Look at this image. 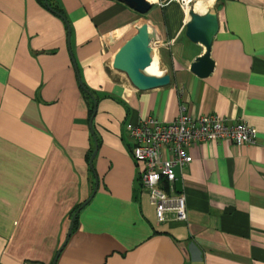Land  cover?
<instances>
[{"label": "crops", "instance_id": "crops-1", "mask_svg": "<svg viewBox=\"0 0 264 264\" xmlns=\"http://www.w3.org/2000/svg\"><path fill=\"white\" fill-rule=\"evenodd\" d=\"M166 1L140 15L116 0H53L70 48L40 0H0V264H53L60 251L56 264H264V0H215L207 78L191 70L206 48L186 35L190 13ZM141 21L169 86L140 91L113 68ZM182 108L243 121L258 139L191 147L174 190L188 220L159 223L126 125L170 123Z\"/></svg>", "mask_w": 264, "mask_h": 264}, {"label": "built area", "instance_id": "built-area-1", "mask_svg": "<svg viewBox=\"0 0 264 264\" xmlns=\"http://www.w3.org/2000/svg\"><path fill=\"white\" fill-rule=\"evenodd\" d=\"M126 129L133 142L132 157L139 166L142 188L155 207L159 223L188 220L186 196L176 195L174 190L176 168H184L193 161L191 147L225 140L237 146H252L258 139L257 131L243 121L231 122L218 115L194 118L185 108L173 122L147 117L138 124L128 123Z\"/></svg>", "mask_w": 264, "mask_h": 264}, {"label": "water", "instance_id": "water-1", "mask_svg": "<svg viewBox=\"0 0 264 264\" xmlns=\"http://www.w3.org/2000/svg\"><path fill=\"white\" fill-rule=\"evenodd\" d=\"M116 1L127 5L129 8H131L140 15L148 14V12L153 6V3H150L147 0ZM46 6L49 8L50 11L54 12L51 7H49L48 2H46ZM67 26L68 45L71 48V27L69 24ZM219 27V17L215 9L211 8L205 14H198L194 11H190V21L187 23L186 35L191 42L202 44L206 48V53L202 57L198 58L191 67L192 72L200 78H207L214 71L215 63L211 59V50L213 40L219 31ZM155 38L156 35L150 32L149 25L147 23H144L141 26L137 27L136 33L121 46V48L117 51L113 59V68L117 71L125 73L133 84V86L140 91H149L157 88L166 87L171 84V76L168 73L159 71V75H153L148 73L147 71L153 62L154 49L152 47V40ZM72 60L78 72L77 65L73 57ZM78 78L82 89L88 92L87 89L83 86L79 73ZM89 94L93 97L91 93ZM96 112L97 103L95 102L94 114H96ZM90 129L91 133L94 135L93 122L90 123ZM97 153L98 145L96 144V149L90 159L91 169H93V161L96 158ZM97 189L98 182L90 199L86 201L73 216L72 224L66 242L73 231L77 216L79 215L80 211L94 197L95 193L97 192ZM66 242L62 246L61 250L65 246ZM60 252L56 256L53 264L57 263Z\"/></svg>", "mask_w": 264, "mask_h": 264}, {"label": "bare ground", "instance_id": "bare-ground-1", "mask_svg": "<svg viewBox=\"0 0 264 264\" xmlns=\"http://www.w3.org/2000/svg\"><path fill=\"white\" fill-rule=\"evenodd\" d=\"M147 1L153 3L156 0H147ZM182 1L186 13H190V11H194L198 14H205L208 11V9L212 8L213 6V4L209 6L208 0H182ZM147 71L150 74L159 75V63L152 62V65L149 67Z\"/></svg>", "mask_w": 264, "mask_h": 264}, {"label": "trees", "instance_id": "trees-1", "mask_svg": "<svg viewBox=\"0 0 264 264\" xmlns=\"http://www.w3.org/2000/svg\"><path fill=\"white\" fill-rule=\"evenodd\" d=\"M41 4H45L46 5V2H48V5L49 7H51V9L54 11L52 12L54 15H56L57 17L61 18L63 20V22H65L66 25H68V21H67V18L65 16V14L63 13V11L60 9L59 6H57L56 4H54L53 0H40ZM47 7V6H46ZM47 9H49L47 7ZM83 86L85 87V85L83 84ZM86 88V87H85ZM82 89V87H81ZM87 89V88H86ZM88 91V89H87ZM84 92V91H83ZM89 92V91H88ZM85 95L88 97V95L85 93ZM91 104V103H90ZM94 103H93V108H92V104H91V113L93 114L94 113ZM92 156V155H91ZM80 208V207H78Z\"/></svg>", "mask_w": 264, "mask_h": 264}, {"label": "clouds", "instance_id": "clouds-1", "mask_svg": "<svg viewBox=\"0 0 264 264\" xmlns=\"http://www.w3.org/2000/svg\"><path fill=\"white\" fill-rule=\"evenodd\" d=\"M215 0H208V4L209 6H211L212 4H214Z\"/></svg>", "mask_w": 264, "mask_h": 264}, {"label": "rangeland", "instance_id": "rangeland-1", "mask_svg": "<svg viewBox=\"0 0 264 264\" xmlns=\"http://www.w3.org/2000/svg\"><path fill=\"white\" fill-rule=\"evenodd\" d=\"M179 5H180V7L183 9V11H184V7H183L184 5H183V2H181ZM213 8H214V7H213ZM142 22H143V21H141L139 24H142Z\"/></svg>", "mask_w": 264, "mask_h": 264}]
</instances>
